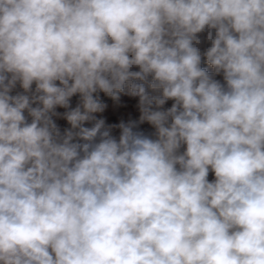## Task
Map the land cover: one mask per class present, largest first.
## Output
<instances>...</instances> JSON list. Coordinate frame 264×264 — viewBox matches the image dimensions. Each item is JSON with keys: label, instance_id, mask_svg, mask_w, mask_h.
Returning a JSON list of instances; mask_svg holds the SVG:
<instances>
[{"label": "clouds", "instance_id": "1", "mask_svg": "<svg viewBox=\"0 0 264 264\" xmlns=\"http://www.w3.org/2000/svg\"><path fill=\"white\" fill-rule=\"evenodd\" d=\"M0 264H264V0H0Z\"/></svg>", "mask_w": 264, "mask_h": 264}, {"label": "rangeland", "instance_id": "2", "mask_svg": "<svg viewBox=\"0 0 264 264\" xmlns=\"http://www.w3.org/2000/svg\"><path fill=\"white\" fill-rule=\"evenodd\" d=\"M199 39L201 40L200 45L198 47L201 49V52H205L210 46L211 42L206 39L207 36V30L205 32L198 34ZM202 67L206 68L210 74L213 75V78L215 80H218L221 82V84L224 83L223 79V73L215 74L214 69L207 64L206 57H202ZM133 71H137V68H133ZM149 80H151V77H149ZM140 82V81H137ZM35 89L36 86L32 85ZM149 93L151 95H158L159 93L152 91L151 89H148ZM73 97L76 98V101L82 106V98L79 93L75 94ZM94 97L97 98L103 105H105L104 110L102 112L93 113L95 116V120H103L104 121V129L109 131V134L119 139L121 129L119 128L116 133L112 131L114 127H117L121 123L129 124L135 122L136 127L134 128V131L142 132L144 135L150 136L152 138H155V129L152 125H150L147 121L141 123L140 122V116L141 111L139 107V97H133L129 95V89L128 86H125V89L123 92H119L117 94V98H113L111 96L106 95L102 91H98L97 93H94ZM174 101L168 100L166 101L165 105L163 106V109L170 108L172 106ZM107 122H109L110 129L107 128ZM102 130V131H103ZM186 146H182L180 149V152H183L185 150ZM209 181H212L215 179L214 174L210 171L209 172Z\"/></svg>", "mask_w": 264, "mask_h": 264}, {"label": "crops", "instance_id": "3", "mask_svg": "<svg viewBox=\"0 0 264 264\" xmlns=\"http://www.w3.org/2000/svg\"><path fill=\"white\" fill-rule=\"evenodd\" d=\"M18 94H21V95H28L29 97H33L34 95H36V90L35 88L32 86L31 90L30 91H25L19 82L16 83L15 87L12 88L11 92H10V95H18ZM33 107H35L36 105L33 104L32 105ZM78 106H81L77 101H76V98L75 97H71L70 98V101H69V107L68 108H63V107H57L55 109V112L57 113V115H53L52 119L54 120V122L57 124L58 128L60 129L61 131V134L64 133V131L66 129H69L71 126L68 124L67 120L64 118V114L72 109H75L76 107ZM82 107V106H81ZM25 115L28 117V120L29 122L31 121V117L28 116L27 112H25ZM96 123V120H91V121H87L85 122V127H92L94 126V124ZM107 128L110 129V126H109V122H107ZM104 129V128H103ZM102 129V130H103ZM119 129V125L117 127H114L113 129H111L112 131H114L116 133V131H118Z\"/></svg>", "mask_w": 264, "mask_h": 264}, {"label": "trees", "instance_id": "4", "mask_svg": "<svg viewBox=\"0 0 264 264\" xmlns=\"http://www.w3.org/2000/svg\"><path fill=\"white\" fill-rule=\"evenodd\" d=\"M57 83H59V82H57ZM33 85H35V83H33Z\"/></svg>", "mask_w": 264, "mask_h": 264}]
</instances>
